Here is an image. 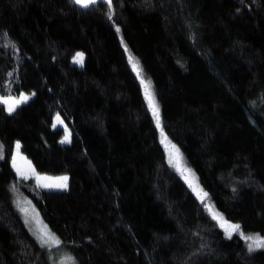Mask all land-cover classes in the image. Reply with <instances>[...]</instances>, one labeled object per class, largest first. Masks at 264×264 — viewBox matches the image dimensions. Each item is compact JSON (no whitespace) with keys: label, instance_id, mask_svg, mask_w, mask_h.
Segmentation results:
<instances>
[{"label":"trees","instance_id":"trees-1","mask_svg":"<svg viewBox=\"0 0 264 264\" xmlns=\"http://www.w3.org/2000/svg\"><path fill=\"white\" fill-rule=\"evenodd\" d=\"M112 5L0 0V97L33 95L0 103V264H264L245 238L264 237V0ZM16 142L68 190L18 178Z\"/></svg>","mask_w":264,"mask_h":264},{"label":"snow or ice","instance_id":"snow-or-ice-1","mask_svg":"<svg viewBox=\"0 0 264 264\" xmlns=\"http://www.w3.org/2000/svg\"><path fill=\"white\" fill-rule=\"evenodd\" d=\"M72 2L74 4L80 6L81 8H89V6L95 5L98 2V0H72ZM100 2L101 3H107L108 6H109V9H111L112 6H113L112 5V0H100ZM111 18L112 17L110 15L109 19H111ZM116 31L118 33L120 32L119 27H117ZM13 47H15V46L13 45ZM125 51L126 52L129 51L126 46H125ZM82 62H83V54L82 53H77L76 57H74V63L82 64ZM129 62L132 64L133 71L136 72L137 77L140 78L141 77V70L139 69L138 61H135L134 57H132L131 54H129ZM141 84L144 85L145 98H146V100L148 102L149 109L152 112V115H153V118L155 120L156 126H157V128H160L161 127V124H160V113H159V108L157 106L155 97L148 90V86L145 85V82H144L143 79H141ZM27 100H28V97L25 96L23 93H21V95H20V97L18 99L11 98V97H9V98L0 97V103H3V104H5L7 106V111L10 114L15 110V108L19 104H21V103H23V102H25ZM56 120L57 121L60 120L59 116H57ZM65 132H66L65 139L62 140L61 143L68 142L67 129H65ZM16 147H17V150H18L19 147H20L19 143H17ZM171 147L175 151L176 154L179 153V150L176 149L175 145H171ZM17 171H18V174H21L19 172V169ZM25 178H27L26 175H25ZM36 179H37V184L40 187L56 188V189H62V190L67 188V180H68L67 176L58 177V178H55V180H53L52 178H49V177L37 176ZM41 181H50V182L41 183ZM189 185H190V187H192L191 182H189ZM193 190L195 191L196 188H194ZM206 196H207V193H202L201 198L203 199V197H206ZM209 210L211 211V209H209ZM213 218L216 219L217 217L214 215ZM229 227L231 228V232L227 233V237L229 239L232 238V232H239L241 235H243V232L241 230V226L240 225L234 224V225H229ZM245 238L251 241V243L248 246L250 252L256 250L257 248H264V237H260L259 235H256V236H247ZM51 239H55V237L52 236ZM48 242H49L48 238H45L43 240L44 244H46ZM55 242H56V244L60 243V241L58 239H56ZM67 259L71 260L73 258L72 257H67Z\"/></svg>","mask_w":264,"mask_h":264},{"label":"rangeland","instance_id":"rangeland-1","mask_svg":"<svg viewBox=\"0 0 264 264\" xmlns=\"http://www.w3.org/2000/svg\"><path fill=\"white\" fill-rule=\"evenodd\" d=\"M75 57H76V55H75ZM83 63H84V55H83V62H82V64L74 63V58L72 60V64L74 66H76V67H82L83 66ZM24 95L28 97V100L25 101V102H23V103H21V104H19L17 107H19V106H21L23 104H26L28 101H30L33 98V95H28V94H24ZM19 97H17L16 99H18ZM1 104L4 105L6 112L9 113L7 111V106L5 104H3V103H1ZM56 118L57 117H55V119L53 121L52 128L53 129L62 128L64 130L67 129V127L65 126L64 122L61 119L59 121H57ZM65 135H66V132H65ZM65 135L62 138V140L65 139ZM67 136H68V142L61 143V141H62L61 140L60 141V144H62V145H68L70 143L71 134H70V131L68 129H67ZM17 143L18 142H16L15 145H14V149H13V152H12L10 164H11L12 170L14 171V173L16 174V176L18 178L24 179V180H27V179H31L32 178V179L35 180L37 187H39L42 190H47V191H66V190H68L69 180H67V188L66 189H63V190L62 189H56V188H44V187L38 186L37 179H36L37 176H40V177H49V178H52L53 180H55V178L63 177V176H50V175H47V174L37 173L34 170L31 162L21 152V145H20V143H19L20 147L17 150V147H16ZM18 169H19V172L21 174H18V171H17ZM25 175L27 176V178H25ZM48 182H50V181H41V183H48ZM13 197H14V202H15L16 206L19 208L20 212L23 214V217L26 219V222L28 223V225L30 227V230L33 231V233L37 235L39 241L44 246H48V247L53 246V241L48 237V235L44 231L42 225L40 223H38V221L36 220V218H34L33 212L30 209L31 207H30V204L28 203V200L25 199L23 197V195H21V193H19L18 191H15L13 193ZM45 238H48L49 239V242L46 243V244L43 243V240Z\"/></svg>","mask_w":264,"mask_h":264},{"label":"water","instance_id":"water-1","mask_svg":"<svg viewBox=\"0 0 264 264\" xmlns=\"http://www.w3.org/2000/svg\"><path fill=\"white\" fill-rule=\"evenodd\" d=\"M72 1V0H71ZM73 3V2H72ZM74 4V3H73ZM99 4H103V5H106L108 8H109V6H108V4L107 3H101L100 2V0H98V2L95 4V5H91V6H89V8L90 7H94V6H97V5H99ZM77 8H79V9H87V8H81L80 6H78V5H76V4H74ZM110 11H111V13H112V8L110 9Z\"/></svg>","mask_w":264,"mask_h":264}]
</instances>
